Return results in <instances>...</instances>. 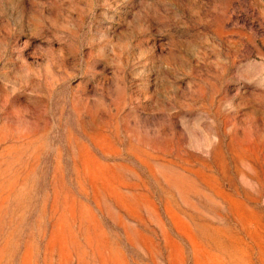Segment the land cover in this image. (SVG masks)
<instances>
[{"label": "rangeland", "instance_id": "1", "mask_svg": "<svg viewBox=\"0 0 264 264\" xmlns=\"http://www.w3.org/2000/svg\"><path fill=\"white\" fill-rule=\"evenodd\" d=\"M0 264H264V0H0Z\"/></svg>", "mask_w": 264, "mask_h": 264}]
</instances>
